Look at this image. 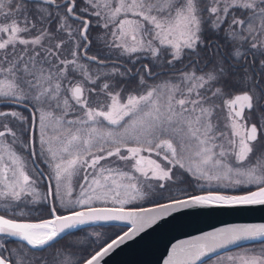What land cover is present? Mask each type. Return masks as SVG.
<instances>
[{"label":"snow or ice","instance_id":"1","mask_svg":"<svg viewBox=\"0 0 264 264\" xmlns=\"http://www.w3.org/2000/svg\"><path fill=\"white\" fill-rule=\"evenodd\" d=\"M0 200V236L26 242L0 240V264H102L180 210L264 205V0H0ZM22 202L47 218L17 219ZM98 221L127 227L95 233L85 256L28 255ZM260 237L264 225L221 229L164 264ZM218 260L264 264V247Z\"/></svg>","mask_w":264,"mask_h":264},{"label":"water","instance_id":"2","mask_svg":"<svg viewBox=\"0 0 264 264\" xmlns=\"http://www.w3.org/2000/svg\"><path fill=\"white\" fill-rule=\"evenodd\" d=\"M40 167L44 169L42 166ZM45 174L47 173L45 172ZM249 190L255 191L256 188L254 186L251 189L237 193H226L222 191L220 193L226 195H239ZM208 191L218 192L212 189L201 190L200 192L206 193ZM38 220L39 219L31 221L36 222ZM99 224L120 225L121 223L98 221L79 225L76 228L68 230L66 233L62 234V236L69 233V231H76L81 227H89V225L97 226ZM260 225H264V205L260 204L183 209L159 221L152 228L147 229L133 240L126 241L123 245L106 256L102 264H164V261L172 252L174 245H180L187 241H194L197 237L204 236L211 232H217L221 229ZM124 226L127 227L126 225ZM10 238L17 240V238L14 237ZM259 240H264V237L238 240L234 244H228L223 248H218L216 252H210L206 256L201 257L200 260L197 261V264L204 262L206 258L224 252V250Z\"/></svg>","mask_w":264,"mask_h":264},{"label":"trees","instance_id":"3","mask_svg":"<svg viewBox=\"0 0 264 264\" xmlns=\"http://www.w3.org/2000/svg\"><path fill=\"white\" fill-rule=\"evenodd\" d=\"M93 51L95 52L96 50L93 49ZM126 59V58H125ZM143 60L140 61V63H142ZM140 63H138L136 65V67L140 66ZM127 67H131L132 65L126 64ZM178 67H182V65H178ZM157 72H159V69H157ZM164 75H159L157 80L160 78H164ZM151 79V78H149ZM153 82V79H152ZM20 111H23V109H18ZM27 114V113H26ZM41 166H43V168L45 169V171L47 172V166L44 164H40ZM39 186L42 187V189L44 190V196L46 195V183H39ZM254 186L251 187H245L242 188L238 191H242V190H246V189H251ZM202 189H197L198 192H200ZM46 205L44 204H30V203H26L23 202L22 204L20 203L18 208L16 210L19 209H23L25 212L30 213L29 215H26L25 217H17L20 219H31V220H37L40 218H47V212L45 211ZM0 214H4V209H0ZM122 228H126L124 225H114V224H109V225H104V224H99L97 226L94 225H89V227H81L76 231H69V233L61 236V238H59L58 242H54L55 247L54 248H49L47 251H38V250H32L28 253V255L30 256H36V257H40L43 256L45 257L47 260L51 261L53 255L57 252V251H64V250H68V251H72L75 252L76 255L78 257L80 256H85L87 255L88 252L93 251L94 249H96L98 247V244L94 243L93 241L95 240V233H99L101 235L102 240L103 239H108L109 237H114L116 233L120 232ZM0 240H4L5 241V246L7 248H17L19 244L24 243L19 241L18 239H11L10 237H3L0 236ZM71 245V247L69 248L68 246ZM255 246V245H264V240H259V241H255V242H251V243H245L239 246ZM229 250V249H228ZM227 251V250H224ZM223 253V252H222ZM7 254V253H6ZM221 254V253H218ZM215 254L214 256L218 255ZM214 256L206 258L205 260H209L214 258ZM204 260V261H205Z\"/></svg>","mask_w":264,"mask_h":264},{"label":"rangeland","instance_id":"4","mask_svg":"<svg viewBox=\"0 0 264 264\" xmlns=\"http://www.w3.org/2000/svg\"><path fill=\"white\" fill-rule=\"evenodd\" d=\"M145 61L143 60L142 63H144ZM158 78V77H157ZM157 78L155 80H153L152 82V79H149V83H159L160 81L164 80L166 77L164 78H160L157 80ZM29 167H31V165H29ZM45 170V169H44ZM46 172V171H45ZM77 181H78V178L74 177L73 178V187H74V195H73V198H75L76 195L79 194V187L77 186ZM200 183L204 184L205 187L202 189V190H215V191H218V192H226V193H232V192H242V191H238L242 188H245V187H251L252 185H249V186H229V187H219L217 182L213 181L212 182V186L209 187L208 186V182L207 181H200ZM227 183V182H225ZM37 191L39 192L41 198L44 197V193H43V189L41 186H39V183L37 184ZM247 190V189H246ZM46 194H47V190H46ZM27 199H30V198H25V201ZM5 203H8L7 201H3V200H0V209H4L3 208V205ZM23 203V202H22ZM21 203V204H22ZM264 247V245H255V246H235V248H230L229 250L227 251H224L223 253L221 252V254H218L216 256H214V258L212 259H209V260H205L204 262L200 263V264H222L221 261L218 260V257H225V256H228V255H235L237 253H242L244 252L245 250H248L249 252H259L260 249Z\"/></svg>","mask_w":264,"mask_h":264},{"label":"flooded vegetation","instance_id":"5","mask_svg":"<svg viewBox=\"0 0 264 264\" xmlns=\"http://www.w3.org/2000/svg\"><path fill=\"white\" fill-rule=\"evenodd\" d=\"M41 166V165H40ZM43 167V166H42ZM47 173V172H46Z\"/></svg>","mask_w":264,"mask_h":264}]
</instances>
